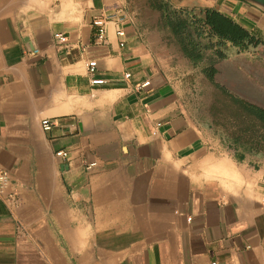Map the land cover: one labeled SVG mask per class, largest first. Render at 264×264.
<instances>
[{"label":"crops","instance_id":"crops-1","mask_svg":"<svg viewBox=\"0 0 264 264\" xmlns=\"http://www.w3.org/2000/svg\"><path fill=\"white\" fill-rule=\"evenodd\" d=\"M167 8L261 42L192 60ZM240 103L264 109V11L243 0H0V170L19 197L0 200V264H264V123Z\"/></svg>","mask_w":264,"mask_h":264},{"label":"trees","instance_id":"trees-1","mask_svg":"<svg viewBox=\"0 0 264 264\" xmlns=\"http://www.w3.org/2000/svg\"><path fill=\"white\" fill-rule=\"evenodd\" d=\"M165 19L180 41L185 54L196 61L205 57L208 48L221 47L227 42L237 45L241 50L255 47L261 42L260 38L232 17L213 8L204 10L200 15L167 8ZM204 38H208V43L202 41ZM221 57V51L217 48L214 56L209 59L213 63ZM240 105L264 123V109L247 103Z\"/></svg>","mask_w":264,"mask_h":264},{"label":"built area","instance_id":"built-area-1","mask_svg":"<svg viewBox=\"0 0 264 264\" xmlns=\"http://www.w3.org/2000/svg\"><path fill=\"white\" fill-rule=\"evenodd\" d=\"M105 23H106V18H97L94 20V25L97 27V40L99 42L105 40ZM117 34L119 36H124L125 32L123 29H119L117 31ZM55 40H57L58 43H65L67 42L68 38L65 34L61 32H56L54 34ZM96 66V61H91L89 63V70L91 72L94 71ZM127 77L130 76L129 73L126 74ZM94 84H101L104 82L103 79L95 78L92 80ZM149 81L144 82V86L148 85ZM43 129L49 130L52 127L53 122L45 118L41 122ZM58 155L65 156L67 153L65 151H58ZM9 179H10V173L7 169H1L0 170V200L4 202L9 208H12L13 206L17 205L19 202V197L17 195V192L15 190H8L9 186ZM216 264V263H213Z\"/></svg>","mask_w":264,"mask_h":264},{"label":"water","instance_id":"water-1","mask_svg":"<svg viewBox=\"0 0 264 264\" xmlns=\"http://www.w3.org/2000/svg\"><path fill=\"white\" fill-rule=\"evenodd\" d=\"M253 6H255L256 8L264 11V0H243Z\"/></svg>","mask_w":264,"mask_h":264},{"label":"rangeland","instance_id":"rangeland-1","mask_svg":"<svg viewBox=\"0 0 264 264\" xmlns=\"http://www.w3.org/2000/svg\"><path fill=\"white\" fill-rule=\"evenodd\" d=\"M191 11V10H190ZM192 12V11H191ZM195 14H198V15H200L202 12H194ZM154 18L152 17V20H153ZM165 20V24H166V26H169L168 24H167V22H166V19H164ZM170 27V26H169ZM172 30V29H171ZM173 31V30H172ZM174 34V33H173ZM174 36H175V34H174ZM175 38L177 39V41L180 43V41L178 40V38L175 36ZM204 39H207L206 41L204 40ZM204 39H202V41L203 42H205V43H208V38H204ZM181 44V43H180ZM209 49V48H208ZM207 49V50H208ZM207 50H206V52H207ZM184 52V51H183ZM185 53V52H184ZM186 55V54H185ZM205 58V57H204ZM209 58H211V57H209ZM225 105H228V104H225Z\"/></svg>","mask_w":264,"mask_h":264}]
</instances>
